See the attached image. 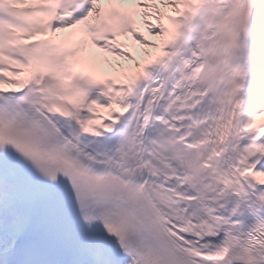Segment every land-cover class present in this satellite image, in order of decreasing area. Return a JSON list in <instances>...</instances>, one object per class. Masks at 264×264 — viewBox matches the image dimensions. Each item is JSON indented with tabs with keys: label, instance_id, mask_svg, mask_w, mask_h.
I'll return each instance as SVG.
<instances>
[{
	"label": "snow or ice",
	"instance_id": "snow-or-ice-1",
	"mask_svg": "<svg viewBox=\"0 0 264 264\" xmlns=\"http://www.w3.org/2000/svg\"><path fill=\"white\" fill-rule=\"evenodd\" d=\"M0 264H264V0H0Z\"/></svg>",
	"mask_w": 264,
	"mask_h": 264
}]
</instances>
